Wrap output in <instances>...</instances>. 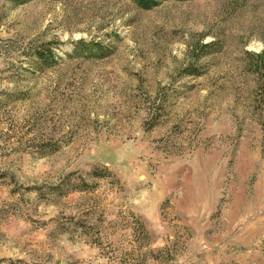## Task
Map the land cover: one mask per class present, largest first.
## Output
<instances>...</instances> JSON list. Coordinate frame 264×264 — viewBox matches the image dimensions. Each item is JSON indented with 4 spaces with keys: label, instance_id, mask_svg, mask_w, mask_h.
I'll return each mask as SVG.
<instances>
[{
    "label": "rangeland",
    "instance_id": "374dc122",
    "mask_svg": "<svg viewBox=\"0 0 264 264\" xmlns=\"http://www.w3.org/2000/svg\"><path fill=\"white\" fill-rule=\"evenodd\" d=\"M0 264H264V0H0Z\"/></svg>",
    "mask_w": 264,
    "mask_h": 264
},
{
    "label": "trees",
    "instance_id": "16d2710c",
    "mask_svg": "<svg viewBox=\"0 0 264 264\" xmlns=\"http://www.w3.org/2000/svg\"><path fill=\"white\" fill-rule=\"evenodd\" d=\"M18 3H22V2H25L27 0H14ZM136 5L142 9H150L154 6H156L161 0H133ZM35 55L37 56L38 59H41V60H46L49 55L48 54H45L44 51L42 50H38V51H35Z\"/></svg>",
    "mask_w": 264,
    "mask_h": 264
}]
</instances>
